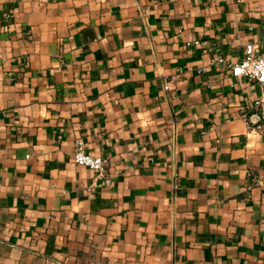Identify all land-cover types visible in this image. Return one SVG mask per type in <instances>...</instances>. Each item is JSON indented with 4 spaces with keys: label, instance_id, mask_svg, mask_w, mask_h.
Listing matches in <instances>:
<instances>
[{
    "label": "crops",
    "instance_id": "1",
    "mask_svg": "<svg viewBox=\"0 0 264 264\" xmlns=\"http://www.w3.org/2000/svg\"><path fill=\"white\" fill-rule=\"evenodd\" d=\"M248 42L264 0H0V264H264Z\"/></svg>",
    "mask_w": 264,
    "mask_h": 264
},
{
    "label": "built area",
    "instance_id": "2",
    "mask_svg": "<svg viewBox=\"0 0 264 264\" xmlns=\"http://www.w3.org/2000/svg\"><path fill=\"white\" fill-rule=\"evenodd\" d=\"M218 61H224V58H218ZM231 70L234 75H246L257 80L264 89V54L258 51L255 43L248 42L245 45L243 58L240 61L233 62ZM165 86L168 88L169 84L167 83ZM254 104L260 108L258 127L264 130V91L259 98L254 100ZM72 155L75 162L95 170L104 182H111L107 170L109 157L104 154L88 152L82 138L79 137L75 140V149Z\"/></svg>",
    "mask_w": 264,
    "mask_h": 264
}]
</instances>
